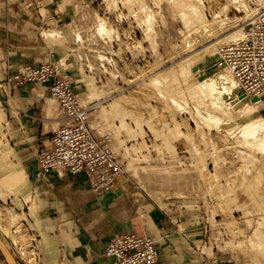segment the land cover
Returning <instances> with one entry per match:
<instances>
[{
  "label": "rangeland",
  "instance_id": "rangeland-1",
  "mask_svg": "<svg viewBox=\"0 0 264 264\" xmlns=\"http://www.w3.org/2000/svg\"><path fill=\"white\" fill-rule=\"evenodd\" d=\"M115 1L80 0L75 17L66 25L48 23L34 38L45 45V51L58 52L59 58L53 59L58 71L75 82L79 101L90 108L91 124L107 125L96 134H110V148L116 149L127 173L123 182L131 187L128 204H135L133 210L143 221L146 216L140 211L144 205L137 201L147 204L145 187L146 193L155 198L152 190L159 187L148 186L158 177L168 181L166 187L182 186L188 191L189 198L183 200L188 203L179 209L184 218L206 214L212 228L204 249L207 255L218 256L223 264H264V255L246 246L248 238L253 239L252 231L260 228L264 232V151L248 148L235 127L252 118L251 110L244 106L238 113L231 110L235 123L230 126L235 128L228 134L224 127L191 117L171 102L173 98L184 99L192 106L187 90L209 75L208 68L218 59V49L228 44L213 43L222 39L224 31L226 34L243 30L264 10V0H242L239 9L230 5L225 12L222 8L226 0H184L200 10L207 31L184 23L179 0ZM129 2L133 3L127 5ZM142 6L151 12V28L145 27L148 24ZM98 18H104L115 29L111 39L97 33ZM43 30H54L59 36L42 40L39 35ZM110 45L116 56L115 65L105 72L99 67L98 53L110 51ZM0 79L4 80L2 73ZM154 80L158 83L153 84ZM43 94L40 105L46 101L50 104L48 94ZM1 96L4 101H0V147L9 152V164L0 161V207L8 209L9 214L6 217L0 212V233L4 238L0 241L16 264H33L32 243L39 238L31 231H40L42 218L29 203L27 193L31 188L22 168L14 163L13 147L4 129L3 103L8 99L3 92ZM233 103L234 109L237 104ZM54 110L55 116L59 111L57 104ZM56 128L57 124L53 129ZM11 169L19 173L20 186L16 188L8 181ZM20 196L26 204L24 208L18 206ZM128 206L113 212L117 214L121 209L131 215ZM145 209L149 211V207ZM28 217L33 222H28ZM39 245L42 250V241Z\"/></svg>",
  "mask_w": 264,
  "mask_h": 264
},
{
  "label": "crops",
  "instance_id": "crops-1",
  "mask_svg": "<svg viewBox=\"0 0 264 264\" xmlns=\"http://www.w3.org/2000/svg\"><path fill=\"white\" fill-rule=\"evenodd\" d=\"M79 1L0 0V52L7 42V58L13 67L43 62V58L46 61L59 58L57 51H45V45H38L39 40L34 37L48 23L66 25L76 15ZM2 92L0 89V101H4ZM44 92L46 88L43 86L14 89L8 101L3 103L6 114L4 129L13 147L14 163L22 168L27 186L31 188L30 194L27 193L29 203L42 218L40 231L31 232L43 243V263L102 264L104 248L114 234L138 232L159 238L156 264H199L193 245L202 244L206 249L212 228L206 214L195 219L182 216L179 209L188 203L183 202L185 197L189 198L185 187H166L168 181L158 177L149 181L148 187L159 188L152 190L156 193L155 199L146 193L144 186L147 204H141L139 199L137 201L139 205H144L140 211L146 216L143 221L133 210L135 204H128L132 198L116 207L114 203L110 204L109 197L101 203L95 202L83 173L60 179L54 173L40 179L35 177L38 143L42 135L47 134L44 130H54L56 126L54 108L47 101L40 105ZM22 199V196L18 197L17 203L24 208L26 204ZM125 206L133 215L121 209L114 214L117 208ZM145 207H149V211ZM27 220L33 222L29 217ZM0 238L4 240L1 233ZM7 248L11 251L10 247ZM11 254L15 255L12 251ZM0 264H8L1 252ZM17 264L20 262L17 261Z\"/></svg>",
  "mask_w": 264,
  "mask_h": 264
},
{
  "label": "built area",
  "instance_id": "built-area-1",
  "mask_svg": "<svg viewBox=\"0 0 264 264\" xmlns=\"http://www.w3.org/2000/svg\"><path fill=\"white\" fill-rule=\"evenodd\" d=\"M6 43L0 52V73L5 75L0 89L6 98L14 89L43 86L56 102L60 120L64 121L56 131L42 135L35 153V177L40 179L54 173L60 179L83 173L93 191L106 193L121 177L127 176L123 163L110 148V134L95 133L90 108L80 107L75 82L58 71L53 59L13 67L7 58ZM110 46V51L98 53L99 67L105 72L115 65L116 56ZM214 65L228 72L241 94L264 101V10L244 27L242 39L218 49ZM158 245L159 238L151 235L114 234L104 248L102 264H156ZM193 251L199 256V264H223L218 256L207 255L202 244L193 245ZM32 252L33 264H44L39 240H33Z\"/></svg>",
  "mask_w": 264,
  "mask_h": 264
},
{
  "label": "bare ground",
  "instance_id": "bare-ground-1",
  "mask_svg": "<svg viewBox=\"0 0 264 264\" xmlns=\"http://www.w3.org/2000/svg\"><path fill=\"white\" fill-rule=\"evenodd\" d=\"M111 1H114L116 3L115 0H111ZM179 1H180L179 3H181L179 4V6H181V9L179 7L180 9L179 14H180L181 19L184 21V23L187 25L196 24L203 31H207L208 26H207L206 21L201 20L200 10L192 3L185 2L184 0H179ZM241 1L242 0H226L227 3L223 6L222 9L225 12L229 8L230 5L231 6L235 5V8L239 9L241 6H243V3ZM259 1H262V0H259ZM112 3L111 5L113 4L115 5V3L113 4ZM131 3L133 2H129L127 3V5ZM141 9L143 12L144 10L146 11V16L144 18V20H146L145 21L146 24L148 23L151 24V21H152V15L150 14L151 12L147 11L146 7L144 8L143 6L141 7ZM134 13L136 14V12ZM103 19L102 18L97 19L96 31L99 35L101 36L105 35L111 39L112 35L115 33V29L113 28L112 25L108 24ZM149 24L145 27L147 28L150 27ZM147 30H145V32ZM56 36H59V35L54 30H43L40 33V38L46 41L53 39ZM242 38H243L242 29L233 30V31L227 32L226 34L224 31V35L222 36V39L213 43V46H218V44L221 42H225V43H228L227 45H230V44L237 42L238 40ZM79 39L77 40V37H76L75 40L80 42L81 39L80 40ZM208 69L210 70L209 75L187 90V94L192 102L191 107L188 106L190 104H188V102H186L184 99L173 98L171 102H173V104L177 106L176 108L179 109V111L181 110L182 112L183 111L187 112L191 117L195 115L198 118H200L201 121H208L209 123L213 124L217 128L224 127L225 132L228 134H231L233 132L232 129L236 127L240 135L246 139L245 145L248 148L256 149L259 147L256 150L260 149L264 151V101H259V100L253 101L252 99H249L247 96H244L243 94H241L240 91L237 89L236 82L224 68L213 65V66H210ZM157 83H158V80L155 81L153 84H157ZM34 87H37V86H34ZM32 91L35 93L37 92L36 89H32ZM47 98L49 99L50 107L56 108V102L49 96H47ZM77 99H78V103L80 107L87 108L82 105L84 101L82 103L79 101V94L77 96ZM233 102L237 104V107L234 109H233L234 107ZM243 106L247 110L248 109L251 110L250 115H252V118L247 122L237 124V126L235 127L230 126L231 123L234 121L231 113L240 112L241 107ZM59 115L60 113L58 111L55 115V118L53 119L55 124H57V128L62 123H64V121L60 120ZM91 126H92V129L95 131V133L107 127V125L104 126V123L102 124L100 122L96 124L93 123L91 124ZM57 128L53 130V132L56 131ZM113 150L115 152L116 149H113ZM11 153L13 154V156L15 155L13 150H11ZM246 156L248 155L246 154ZM0 161H3L5 164L9 162V152L4 148V146L0 147ZM18 174L19 173L16 170L14 171L13 169H11V171L8 173V176H7L8 181L13 185L14 188L20 186L18 182V178H19ZM83 176H85V181L87 183V186L91 190V193L93 195V199L95 202L101 203V201L106 199L107 197L110 198V204L111 203H122L124 200L131 199L128 193L125 192L127 190H131V187L125 182H123V180L125 179V176L121 177L118 180V182L114 184L112 188L109 189L104 194L105 196L103 194L93 191L88 178L86 177L85 174H83ZM0 212H2V214H5L6 217L9 214L8 209L7 210L2 209L1 207H0ZM2 214L0 213V215ZM252 232H253L252 233L253 239L248 236L249 238L246 242V246L249 245L248 247H253V249L261 253L263 257L264 255V232L260 228H256ZM127 233L133 234L134 232H127Z\"/></svg>",
  "mask_w": 264,
  "mask_h": 264
},
{
  "label": "water",
  "instance_id": "water-1",
  "mask_svg": "<svg viewBox=\"0 0 264 264\" xmlns=\"http://www.w3.org/2000/svg\"><path fill=\"white\" fill-rule=\"evenodd\" d=\"M253 101H256L257 99L254 98L252 99ZM0 252L4 256L5 260L7 261L8 264H16L13 258L9 255V252L6 250L5 246L1 243L0 241Z\"/></svg>",
  "mask_w": 264,
  "mask_h": 264
}]
</instances>
